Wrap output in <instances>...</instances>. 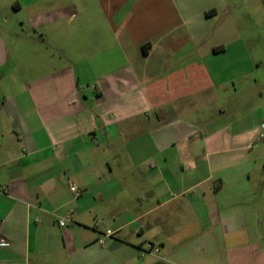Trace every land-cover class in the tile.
<instances>
[{
  "label": "crops",
  "instance_id": "1",
  "mask_svg": "<svg viewBox=\"0 0 264 264\" xmlns=\"http://www.w3.org/2000/svg\"><path fill=\"white\" fill-rule=\"evenodd\" d=\"M238 1L0 0V264H264V24L207 33Z\"/></svg>",
  "mask_w": 264,
  "mask_h": 264
},
{
  "label": "rangeland",
  "instance_id": "2",
  "mask_svg": "<svg viewBox=\"0 0 264 264\" xmlns=\"http://www.w3.org/2000/svg\"><path fill=\"white\" fill-rule=\"evenodd\" d=\"M250 1V0H248ZM240 2V3H239ZM243 0H239L235 6V8L225 11L224 13H219L211 22L207 23L208 27V34L209 37H211L210 40L216 38H220L221 35L226 36L228 34L230 35H236L237 33H242L244 29L242 28H251L252 30L254 29L253 26V20L257 18L262 19V23L264 24V6L262 9V14H255L253 8H248V4L244 5L242 4ZM209 12V11H207ZM251 21V24H250ZM252 26H248V25ZM206 28V27H205ZM227 29V31H226ZM260 35H264V25L261 27ZM264 40V39H263ZM203 47L202 45H199V50H202ZM234 95V94H233ZM234 96H231L230 98L225 101L229 107H231V104L233 101H236L234 99ZM228 107V109H229ZM262 148V153L264 155V141L261 140V144L258 145ZM96 225L101 228L103 231L106 229H109L110 222L109 219L103 218L99 221H97ZM141 254V252H140ZM142 255V254H141ZM134 264H143V257H136L134 258Z\"/></svg>",
  "mask_w": 264,
  "mask_h": 264
},
{
  "label": "built area",
  "instance_id": "3",
  "mask_svg": "<svg viewBox=\"0 0 264 264\" xmlns=\"http://www.w3.org/2000/svg\"><path fill=\"white\" fill-rule=\"evenodd\" d=\"M70 190L75 193V196H78V193L76 192L75 187H70ZM59 225L60 226H64L65 222L64 221H59ZM111 235H112V232L110 230H107L103 236L104 237H109ZM146 249L148 251H151L152 250V246L151 245H147Z\"/></svg>",
  "mask_w": 264,
  "mask_h": 264
},
{
  "label": "trees",
  "instance_id": "4",
  "mask_svg": "<svg viewBox=\"0 0 264 264\" xmlns=\"http://www.w3.org/2000/svg\"><path fill=\"white\" fill-rule=\"evenodd\" d=\"M206 14H209V12H206Z\"/></svg>",
  "mask_w": 264,
  "mask_h": 264
}]
</instances>
